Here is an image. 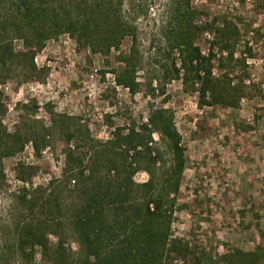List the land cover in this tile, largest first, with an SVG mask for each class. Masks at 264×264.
<instances>
[{"label": "trees", "instance_id": "1", "mask_svg": "<svg viewBox=\"0 0 264 264\" xmlns=\"http://www.w3.org/2000/svg\"><path fill=\"white\" fill-rule=\"evenodd\" d=\"M176 3V14L158 39L164 40L158 51L162 59L155 61L162 79L180 80L186 91L197 95L200 107L237 108L243 93L232 86L228 74L216 77L213 72L214 48L222 60H233L240 36L237 26L227 18L215 17L201 29L195 27L214 36L204 56L189 37V23L185 24L188 1ZM123 4V0H0V86L16 64L27 73L36 72V55L59 35L70 36L78 50L102 56L119 53L128 37L131 46L127 54L117 57L123 68L115 84L138 93L135 18L122 15ZM15 41L20 42L21 50H15ZM175 53L177 64L172 58ZM217 68L224 71L222 64ZM152 81L147 83V92L152 97L155 92L164 96V84L158 81L153 88ZM1 98L0 90V183L4 159L22 152L26 144L36 155L54 141L66 147L61 178L50 181L47 189L33 188L30 178L18 176L24 184L14 201L18 216L11 231H0V264H35V247L47 264H169L176 255L183 264H264V245L252 252L236 249L213 259L172 237L186 159L169 109L150 106L146 123L115 127L109 139L100 142L81 117L55 113L49 105L43 109L49 116L48 125L33 119L40 109L34 107L31 127L28 117H22L8 131L2 122L6 108ZM27 108L24 105L22 110ZM139 172L148 177L142 184L134 181ZM24 214L30 218L23 222L20 216ZM50 236L56 238L55 244L50 243ZM72 243L75 250L70 248Z\"/></svg>", "mask_w": 264, "mask_h": 264}, {"label": "rangeland", "instance_id": "2", "mask_svg": "<svg viewBox=\"0 0 264 264\" xmlns=\"http://www.w3.org/2000/svg\"><path fill=\"white\" fill-rule=\"evenodd\" d=\"M123 1L122 15L135 18L139 59L135 77L140 91L131 94L115 84L123 68L117 57L128 53L130 38L122 41L119 53L111 51L102 56L78 50L74 40L62 34L47 41L36 55V72L27 73L16 64L6 74L7 81L0 86L6 108L3 125L12 131L22 117L33 118L34 107L40 109L33 119L48 125L49 116L43 109L49 105L55 113L81 117L92 137L104 142L115 127L146 123L150 106L169 109L186 159L172 237L187 242L206 258L217 259L236 249L254 251L264 245V0H186L189 20L185 24L189 23V37L202 55L209 53L214 36L195 27L201 29L213 18L224 17L239 30L232 61L222 60L217 49L213 50L214 75L228 74L232 86L243 93L237 108L200 107L197 95L186 91L180 80L162 79L155 61L162 59L158 51L164 40L158 39L161 29L176 14V0ZM14 47L21 50L20 42L15 41ZM172 58L179 63L176 53ZM218 64L224 71L217 68ZM151 80L153 88L158 81L164 84V96L155 92L152 97L147 92ZM24 105L28 107L25 111ZM153 140L158 141L156 134ZM65 147L54 141L36 155L26 144L22 152L4 159L0 231H11L10 225L18 216L14 201L24 185L18 176L30 178L33 188L47 189L50 181L61 178ZM147 179L144 172L134 177L138 184ZM25 215L20 216L23 222L30 218ZM2 237L0 232V240ZM49 240L51 244L57 241L53 236ZM70 248L75 250L76 245L72 243ZM34 253L35 264H47L37 247ZM168 263L183 264V259L176 255Z\"/></svg>", "mask_w": 264, "mask_h": 264}]
</instances>
